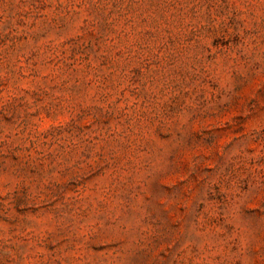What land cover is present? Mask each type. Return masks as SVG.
<instances>
[{
	"label": "rangeland",
	"instance_id": "1",
	"mask_svg": "<svg viewBox=\"0 0 264 264\" xmlns=\"http://www.w3.org/2000/svg\"><path fill=\"white\" fill-rule=\"evenodd\" d=\"M0 264H264V0H0Z\"/></svg>",
	"mask_w": 264,
	"mask_h": 264
}]
</instances>
